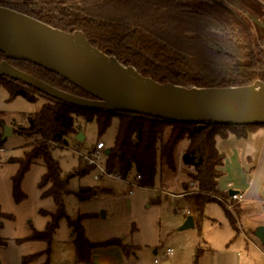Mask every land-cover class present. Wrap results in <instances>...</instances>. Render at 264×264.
<instances>
[{
    "label": "trees",
    "instance_id": "obj_1",
    "mask_svg": "<svg viewBox=\"0 0 264 264\" xmlns=\"http://www.w3.org/2000/svg\"><path fill=\"white\" fill-rule=\"evenodd\" d=\"M22 1L20 6L6 7L0 0V7L64 33L81 32L93 48L160 85L170 84L187 89H233L248 87L255 82L264 84L263 44L259 42L254 49L248 50L246 41H234L217 19L189 10L185 0ZM242 59L250 64L246 67L233 64L234 60ZM0 62H6L62 93L94 100L84 91L37 66L7 60L1 53ZM0 88L6 90L9 100L22 99L34 103L40 98L45 102L39 112L20 115L23 124L15 126L17 136L35 145L25 151L22 158L13 161L18 165V170L11 179L12 199L16 205L26 199L21 183L30 165L41 161L44 174L38 184L40 197L51 198L56 211L42 213L48 219L44 230L34 231L22 241L42 242L49 246L59 222L65 219L72 233L76 264H92V253L97 248L117 246L125 257L133 250L122 245L121 240L90 243L81 225L84 217L74 221L67 217L64 206L66 196L73 194L79 202H84L96 194L92 188L70 192L68 178L61 176L59 165L52 158L48 146L50 143L63 144L67 139L75 138L78 134L77 119L85 123L94 122L99 135L105 133L113 118L117 119L114 143L105 155L103 165L110 173H116L123 179H133L130 177L133 164H140V168L134 169L141 178L138 182L140 189L156 191L155 178L158 173L161 177L165 168L177 174L179 161L188 180V184L183 185V189L188 192L182 195H186L183 198L189 200L197 216V220H193L194 226L200 224L206 205L218 203L223 206L230 198L227 193L218 190L225 157L218 151L217 142L231 137L245 141L254 131H264V125L242 127L203 124L199 128L195 124L167 122L133 114L80 109L53 101L21 83L2 77ZM182 142H186L187 146L177 159V148ZM142 161L148 165L142 164ZM90 171L93 168L85 165L78 174L85 175ZM164 197L167 195L164 194ZM154 203L160 204V197ZM237 207L240 211L239 205ZM223 209L231 228L236 232L235 220L224 206ZM10 220L12 217L3 214L0 209V230L3 222ZM5 245L0 238V247ZM34 259L36 255L24 258L22 263Z\"/></svg>",
    "mask_w": 264,
    "mask_h": 264
},
{
    "label": "rangeland",
    "instance_id": "obj_2",
    "mask_svg": "<svg viewBox=\"0 0 264 264\" xmlns=\"http://www.w3.org/2000/svg\"><path fill=\"white\" fill-rule=\"evenodd\" d=\"M2 1V5L6 7L12 5L20 6L23 2L22 0ZM77 1L80 2V0ZM184 3L189 10L202 12L217 19L232 35L234 41L237 43H240V40L246 41V43H248V50L254 49L257 44H260L259 42L264 46V1L185 0ZM243 47L246 48V46ZM233 64L235 66L246 67L250 62L242 59L234 60ZM44 103V100L40 98H37L34 103H27L22 99L9 100L6 90L0 88V140L2 141V143H0V148L3 150L0 154V165H3L5 171L8 168L5 169L6 164L9 165V162L11 163V161L15 159L22 158L24 152L31 149L35 144L17 135H12L3 140V129L11 124L15 130V126L23 124L20 115L37 113L41 110ZM76 127L78 132L80 131L84 136V140L79 142L82 147V155L92 153L98 143L104 145V151L97 156L99 163L103 165L105 161V152H108L114 143L117 119L113 118L111 120L109 128L102 135H99L94 122L85 123L83 120L77 119ZM164 136H167V132ZM250 143L253 144L251 139L245 141H232L228 139L218 143L217 149L225 157L224 173L227 172L228 174L227 177L225 175V180L223 178V182L221 183L225 188L223 193L228 194L229 192H235L238 195L241 194V188H237V190L233 188L239 180L230 179V174L232 172L230 168L232 165L227 158L229 148H233L237 151L240 166H242L246 174L251 171L250 167L257 168L256 161H258L260 149L259 146L256 145L255 148L252 147ZM66 144V147H62L61 144H59L60 146H51V144L48 146L52 158L56 160L59 165L61 176L63 178H68L67 187L69 191H76L78 189L77 187L80 186L83 188H91L106 183L120 184L116 181L110 182L106 179L101 180V184H97L93 181V176L96 175L94 171H90L85 175L78 174L79 171L83 170L85 165L71 152L77 144L76 137L67 139ZM186 146V142H182L178 146L176 153L177 159H179ZM177 163L179 166L177 174H172L164 168L162 176L160 177L158 173L155 178L156 191L150 193L151 196L149 200L155 201L160 197V205L155 206L151 205V202H147L146 205H149V207L145 208V205L142 211L149 212L148 209L158 208L159 225L153 226V232H151L144 227H139L137 223H134V230L131 233L135 241H139V245H136L139 248L133 252L134 255L128 256V264H154V261H157L158 264H231L233 263V258L238 264L241 258L246 256L245 249H243L245 248L244 238L231 228L223 209L224 204L223 206L218 203L206 205L203 210L201 222L198 226L193 225V228L189 230L179 231V228L187 217L197 220V216L189 200L183 198V196L186 195H182V193L188 192L183 189V185L188 184V180L185 170L181 167L179 161ZM33 164L40 166L41 162L35 161ZM135 167L136 166L133 164L130 177L135 176V170L137 169V167ZM220 179H222V177ZM3 180L6 182V174L3 175L0 172V190H2ZM121 187L123 188V186ZM164 194H166L167 197H164ZM260 197H262V194ZM64 199H71L74 201V198L69 196H66ZM49 204H52L51 199H49ZM237 206L238 205H234L232 208L231 216L234 220L237 219L239 217L238 214H240ZM186 212H189L190 216L188 214L186 217H183L181 213ZM140 217L144 218L142 214H140ZM155 229L159 231V240L153 244ZM128 234H123L120 237L122 243H128ZM254 234L255 232L249 234L251 242L256 245V248L260 247L264 249V246L255 238ZM166 250L173 251L172 257L165 258L164 254ZM255 256L256 258L253 261L257 264H261L257 259L258 255Z\"/></svg>",
    "mask_w": 264,
    "mask_h": 264
},
{
    "label": "water",
    "instance_id": "obj_3",
    "mask_svg": "<svg viewBox=\"0 0 264 264\" xmlns=\"http://www.w3.org/2000/svg\"><path fill=\"white\" fill-rule=\"evenodd\" d=\"M0 53L7 60L46 70L94 99L84 100L62 93L0 62V77L21 83L61 104L195 124L199 128L203 124L264 125V84L261 82L233 89L160 85L93 48L81 32L64 33L3 7H0ZM11 136V128L5 127L2 139ZM76 141H83L82 134H77ZM63 145L66 146V142ZM235 195V192L228 193L229 197ZM191 228L193 219L187 217L179 231ZM254 236L264 245L263 229H257Z\"/></svg>",
    "mask_w": 264,
    "mask_h": 264
},
{
    "label": "crops",
    "instance_id": "obj_4",
    "mask_svg": "<svg viewBox=\"0 0 264 264\" xmlns=\"http://www.w3.org/2000/svg\"><path fill=\"white\" fill-rule=\"evenodd\" d=\"M7 126L11 128V134L16 136L11 124ZM78 133L81 134L80 131ZM249 139L253 143H250L252 147L255 148L256 145L260 149L256 169L250 167L251 171L247 175L240 166L237 151L233 148H229L227 158L232 165L230 179L239 180L233 188H236L234 190L241 188L239 196L242 197V203L239 206V217L235 219L236 233L240 234L242 232L250 238L249 234L255 232V230L259 228L264 230V212L262 211L264 205V131H254L249 134ZM82 140H84L83 135ZM229 140L237 141L232 137ZM219 142L221 141L217 142V147ZM2 151L0 148V154ZM33 163L30 165L29 173L27 172L21 183V190L26 199L19 205H16L12 199L11 182V179L17 173L18 165L11 161L9 165H5V169L8 167L6 171L3 165H0V172L3 175L6 174V182L3 180L2 190H0V209L3 214L12 217V220L3 222L0 230V238L6 244L4 247H0V264H23L22 260L24 258L34 255H36V259L26 264H76L72 233L65 219L59 222L53 241L49 246L42 242L22 241L31 236L34 231L41 232L44 230L48 219L42 213H54L56 211L53 201L52 204H49L51 198L43 199L40 197L38 184L44 174V166L42 162L40 166ZM224 171L225 165L223 163L221 168L222 179L218 182V190L222 193L225 188L221 183L223 178L225 180V175L226 177L228 175ZM120 185L123 186L122 184L110 183L93 186L91 188L96 190L95 196L84 202H79L73 194H70L68 196L74 198V201L64 199V206L69 220L74 221L81 216L84 217L81 225L84 236L90 243L101 244L111 240H120L123 234L129 233L127 235L128 243H122V245L133 249L130 255H134L133 252L139 248L136 246L139 245V241L136 242L131 233L134 230V223L153 232V226L159 225V209H148L149 212H143L142 210H144L147 202H151V205L155 206L160 204L157 205L154 200H149L150 193L155 192L153 190L137 189L133 196L129 197L123 193L124 186L122 188ZM77 188L76 191L70 192L76 193L83 187ZM261 194L262 197H260ZM148 207L149 205H146L145 208ZM140 214L144 218L140 217ZM158 240L159 231L155 229L153 244ZM249 240L251 242V238ZM243 241L246 256L241 258L238 264H257L253 261L256 258L255 255H258L259 263L264 264V249L256 248V245H249L244 239ZM127 258L117 246H107L95 249L92 253L91 262L92 264H128ZM232 261L231 264H237L234 258Z\"/></svg>",
    "mask_w": 264,
    "mask_h": 264
},
{
    "label": "built area",
    "instance_id": "obj_5",
    "mask_svg": "<svg viewBox=\"0 0 264 264\" xmlns=\"http://www.w3.org/2000/svg\"><path fill=\"white\" fill-rule=\"evenodd\" d=\"M51 146H57V144H52L50 143ZM60 146V145H58ZM62 147H66L63 144H61ZM105 147L103 144L98 143L95 147V150L87 155H82L81 154V150L82 147L80 145L79 142H77L76 146L74 147V149L71 151L75 156H77L81 162L84 163V165L86 166H90L93 168V171L96 172V175L93 176V181L94 182H101V180L106 179L109 181H116L117 183H120L124 186V194L126 196L132 197L134 192L137 189H140L138 186V182L141 180L140 176L135 174L133 179H123L121 178L120 175L116 174V173H110L108 172L104 165H102L101 163H99L97 156H99L103 151H104ZM145 161H142V164ZM135 166L138 168H140V164H135ZM135 167V168H136ZM242 203V197L239 195H235L233 197H230L228 202L224 204V207L226 209V211L231 215L232 214V208L234 205H239ZM262 211L264 212V205L262 206ZM184 216H187L189 213H181ZM241 236L244 238V240L249 244V245H254L252 242H250L249 238L242 232H240ZM173 255V251L172 250H166L164 256L165 258H170ZM154 264H158L157 261H154Z\"/></svg>",
    "mask_w": 264,
    "mask_h": 264
}]
</instances>
